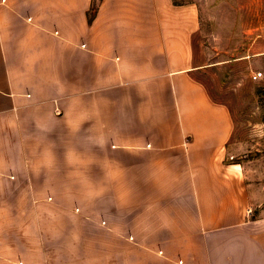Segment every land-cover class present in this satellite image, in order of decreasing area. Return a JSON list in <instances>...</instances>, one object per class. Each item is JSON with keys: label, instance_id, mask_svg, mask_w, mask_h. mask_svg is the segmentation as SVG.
Returning a JSON list of instances; mask_svg holds the SVG:
<instances>
[{"label": "crops", "instance_id": "0c3cea01", "mask_svg": "<svg viewBox=\"0 0 264 264\" xmlns=\"http://www.w3.org/2000/svg\"><path fill=\"white\" fill-rule=\"evenodd\" d=\"M201 26L195 0L0 3V264H264Z\"/></svg>", "mask_w": 264, "mask_h": 264}, {"label": "rangeland", "instance_id": "374dc122", "mask_svg": "<svg viewBox=\"0 0 264 264\" xmlns=\"http://www.w3.org/2000/svg\"><path fill=\"white\" fill-rule=\"evenodd\" d=\"M202 21L194 39L206 66L198 74L235 121L232 152L264 183V0H195ZM255 72H262L253 79ZM263 89V90H262Z\"/></svg>", "mask_w": 264, "mask_h": 264}, {"label": "built area", "instance_id": "2783aa9c", "mask_svg": "<svg viewBox=\"0 0 264 264\" xmlns=\"http://www.w3.org/2000/svg\"><path fill=\"white\" fill-rule=\"evenodd\" d=\"M5 2H6V0H0V3H2V4H4ZM262 74H263L262 72H255V73H253L252 78L255 80L259 79V78H261ZM252 212H253V210L251 208H248V210H247L248 215L252 214Z\"/></svg>", "mask_w": 264, "mask_h": 264}, {"label": "trees", "instance_id": "16d2710c", "mask_svg": "<svg viewBox=\"0 0 264 264\" xmlns=\"http://www.w3.org/2000/svg\"><path fill=\"white\" fill-rule=\"evenodd\" d=\"M95 10V8H93V11ZM263 90V89H262Z\"/></svg>", "mask_w": 264, "mask_h": 264}, {"label": "bare ground", "instance_id": "6f19581e", "mask_svg": "<svg viewBox=\"0 0 264 264\" xmlns=\"http://www.w3.org/2000/svg\"><path fill=\"white\" fill-rule=\"evenodd\" d=\"M236 167H239V166H236Z\"/></svg>", "mask_w": 264, "mask_h": 264}]
</instances>
